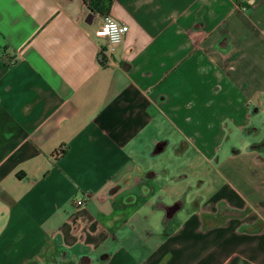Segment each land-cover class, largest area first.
<instances>
[{"label":"crops","instance_id":"crops-1","mask_svg":"<svg viewBox=\"0 0 264 264\" xmlns=\"http://www.w3.org/2000/svg\"><path fill=\"white\" fill-rule=\"evenodd\" d=\"M90 13L0 0V264H264V0Z\"/></svg>","mask_w":264,"mask_h":264},{"label":"built area","instance_id":"built-area-1","mask_svg":"<svg viewBox=\"0 0 264 264\" xmlns=\"http://www.w3.org/2000/svg\"><path fill=\"white\" fill-rule=\"evenodd\" d=\"M239 7L246 9L250 0H232ZM129 27L127 24L116 20L112 15L105 14L101 24L94 30L93 35L106 40V53L111 55L123 42ZM85 203V198L77 199L75 204L80 206Z\"/></svg>","mask_w":264,"mask_h":264},{"label":"trees","instance_id":"trees-1","mask_svg":"<svg viewBox=\"0 0 264 264\" xmlns=\"http://www.w3.org/2000/svg\"><path fill=\"white\" fill-rule=\"evenodd\" d=\"M91 13L108 14L112 5V0H84Z\"/></svg>","mask_w":264,"mask_h":264},{"label":"water","instance_id":"water-1","mask_svg":"<svg viewBox=\"0 0 264 264\" xmlns=\"http://www.w3.org/2000/svg\"><path fill=\"white\" fill-rule=\"evenodd\" d=\"M91 16H92V13L89 14V17H91Z\"/></svg>","mask_w":264,"mask_h":264}]
</instances>
